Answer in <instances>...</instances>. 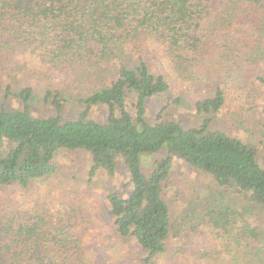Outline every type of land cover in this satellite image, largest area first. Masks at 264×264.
Here are the masks:
<instances>
[{
  "label": "trees",
  "instance_id": "obj_1",
  "mask_svg": "<svg viewBox=\"0 0 264 264\" xmlns=\"http://www.w3.org/2000/svg\"><path fill=\"white\" fill-rule=\"evenodd\" d=\"M152 49L163 54L156 70ZM22 56L91 83L78 100L84 111L66 119L62 88L42 95L52 114L34 116V89L13 91L0 79V97L19 104L0 107V185L27 188L54 174L59 150L86 152L90 175H114L120 164L128 173V196L108 191L105 200L116 235L146 253L141 264H264V234L249 221L264 208V141L259 162L250 143L212 127L229 98L264 94V0H0V73H18ZM175 79L207 88L194 104L203 115L197 128L147 121L149 99L166 95ZM92 106L107 109L104 123L89 117ZM260 126L264 134V108ZM152 155L162 158L145 168ZM173 159L225 189L205 198L194 221L216 253H168L171 234L181 232L163 198ZM229 189L248 194L250 207L226 203ZM52 213L17 210L0 196V264H113L86 252L72 214Z\"/></svg>",
  "mask_w": 264,
  "mask_h": 264
},
{
  "label": "rangeland",
  "instance_id": "obj_2",
  "mask_svg": "<svg viewBox=\"0 0 264 264\" xmlns=\"http://www.w3.org/2000/svg\"><path fill=\"white\" fill-rule=\"evenodd\" d=\"M151 65L153 70L160 68L162 51L151 50ZM16 74L8 71L0 73L2 86L12 84V89L18 90L31 87L36 94L32 106L34 116L52 114L50 106L42 104V95L46 90L62 88L64 95L70 101L64 106V117L75 118L84 111L81 96H84L83 86L91 83L89 79L80 81V76L70 73L59 74L44 63L33 58H18ZM114 75L110 70L109 77ZM189 82L179 79L173 81L172 90L166 95L155 96L149 99L146 118L150 123L169 120L178 122L184 128H197L203 118L194 104L203 96H207L204 86L199 88ZM0 107L18 109L19 104L13 98L0 97ZM264 108V94L247 102L231 99L213 119L212 127L219 128L241 141L250 143L256 150L258 161L261 162L264 134L260 126L261 112ZM132 111V109H130ZM91 119L104 123L107 118L105 107L92 106L88 109ZM160 155L143 157L145 168L151 166L154 160L161 159ZM91 157L86 152L59 150L56 152L53 163L56 171L49 177L35 180L27 188L18 185H0V196L11 207L17 210L24 209L31 212H50L54 218L55 210L72 214L79 222L85 250L90 255L104 258L113 264H141L146 253L130 239L119 238L113 227L112 219L108 214L105 200L108 191L118 192L121 197L128 196L130 183L128 173L120 164L114 175L103 170L90 175ZM221 189L208 175L189 168L183 161L173 159L169 179L163 185V198L171 212L172 225L181 231L177 236L171 234L168 253L175 247H188V251L208 249L218 252L217 243L207 234V229L199 218L204 207L205 198L217 194ZM231 190L225 197L226 203L237 207L247 206L248 194ZM232 190H235L232 191ZM191 215H194L192 218ZM184 221V222H183ZM249 221L257 225L264 234V208L256 207L249 212ZM191 228H194L191 229ZM163 264V260L159 262Z\"/></svg>",
  "mask_w": 264,
  "mask_h": 264
}]
</instances>
